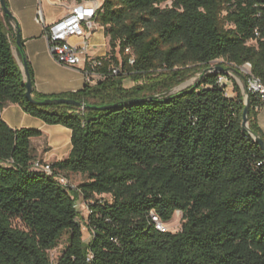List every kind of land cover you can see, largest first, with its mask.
<instances>
[{
  "label": "trees",
  "instance_id": "obj_1",
  "mask_svg": "<svg viewBox=\"0 0 264 264\" xmlns=\"http://www.w3.org/2000/svg\"><path fill=\"white\" fill-rule=\"evenodd\" d=\"M168 1L170 7H160ZM99 5L94 21L109 45L96 58L103 78L51 97L84 109L26 100L0 8V112L17 105L71 133L67 157L50 164L47 175L32 168V144L41 132L0 119V264H52L48 252L64 232L67 244L55 264H264V151L251 136L264 142L257 101L249 95L246 132L240 89L234 84L227 94L217 84L221 73L250 63L264 85V0ZM218 59L222 72H207ZM118 66L121 72L112 75L109 69ZM27 70L33 84L28 64ZM196 73L191 86L166 94ZM125 79L143 83L126 89ZM136 99L143 101L125 103ZM108 105L116 106L100 109ZM70 173L86 181L71 189L55 180ZM95 195L112 200L93 201ZM78 197L88 204V241ZM177 212L183 223L176 233L157 230L151 220L154 214L164 227Z\"/></svg>",
  "mask_w": 264,
  "mask_h": 264
},
{
  "label": "crops",
  "instance_id": "obj_2",
  "mask_svg": "<svg viewBox=\"0 0 264 264\" xmlns=\"http://www.w3.org/2000/svg\"><path fill=\"white\" fill-rule=\"evenodd\" d=\"M96 1L99 3V0ZM5 4L13 18V20H10L5 16L12 52L22 71L23 57L26 64L31 68L33 74L32 92L48 99L82 90L85 86L82 73L85 63L80 64L77 68H68L56 62L48 51L42 27L36 22L38 11L41 12L46 25L57 21L70 11L75 1L5 0ZM17 27L20 49L16 46ZM70 43L77 44L78 40L71 38ZM89 46L88 56L92 59L104 57L109 52L108 38L105 37L103 28L97 24H95L94 30L89 36ZM21 51H23V56ZM0 119L13 129L30 128L40 131L41 137L46 138L47 147L50 150L44 154L46 159H52L55 162L67 157L70 151V130L59 125H46L40 120L25 114L17 105H9L4 108L0 112ZM256 121L264 135V107L258 111ZM52 130L56 131L55 139L54 136H52V139L57 140V135H59L60 140H62L57 156L52 154L55 147L52 148L50 145L48 132ZM51 151L52 153H49Z\"/></svg>",
  "mask_w": 264,
  "mask_h": 264
},
{
  "label": "built area",
  "instance_id": "obj_3",
  "mask_svg": "<svg viewBox=\"0 0 264 264\" xmlns=\"http://www.w3.org/2000/svg\"><path fill=\"white\" fill-rule=\"evenodd\" d=\"M99 6L100 5L96 0L75 3L65 16L48 25L44 23L40 11L37 12L36 16V22L42 27L43 37L47 41L50 55L56 60V62L68 68H77L80 64L85 63L82 73L85 83L89 85H94L98 80L103 78L102 74L97 71L102 66L101 62L96 58L92 59L88 56V50L90 47L89 36L94 30V20ZM71 38H76L78 43H70ZM124 52L125 54H130L129 49H125ZM133 63V57L129 56L128 64L133 65ZM109 70L112 75L121 72L120 66L110 68ZM241 73L243 74L245 82L244 87L240 90L243 100L245 101L249 95H252L257 101V106L254 109L255 111H259L264 107V85L251 73L250 63H245L238 68V74ZM226 81H228V79L221 75L217 79L218 85L225 86V92L227 91ZM32 168L37 172L52 175L50 164H42L39 161H35L32 164ZM55 180L62 187L67 188L64 181L60 179V176L55 177ZM151 220L155 223L157 230L161 232L165 231V228L159 223L154 214H151Z\"/></svg>",
  "mask_w": 264,
  "mask_h": 264
},
{
  "label": "rangeland",
  "instance_id": "obj_4",
  "mask_svg": "<svg viewBox=\"0 0 264 264\" xmlns=\"http://www.w3.org/2000/svg\"><path fill=\"white\" fill-rule=\"evenodd\" d=\"M102 2H103V0H99V4H101ZM165 6L170 7L171 1H168V2L160 5L161 8H164ZM115 53L117 55V58L120 59L118 52L116 51ZM224 65L225 64L223 63V60L218 59V60L211 62L209 64L208 68L209 69L215 68V67L217 68L219 66H224ZM199 75H200L199 73L194 74L193 76H191L190 78L185 80L180 85L172 88L166 94L176 93V92H178L184 88L191 86L198 79ZM221 76H225L226 79H228V81H226V88H227L226 93L227 94L232 93L234 84H236L240 90H241V88L244 87L245 82H244V77H243L242 73L238 74L234 71L229 70V71H225V72L221 73ZM142 83H143L142 80L135 82V81H132L131 79H125L123 81L122 86L124 88L128 89V88H131L137 84H142ZM162 94H165V93H162ZM162 94L159 93V95H162ZM48 134H49V138L51 141V144H50L51 147L52 148L55 147L54 152L52 153V151H51L49 153H52L54 156H57L59 153L58 150L61 148L62 140H60L61 138L59 135H57V140H54L55 136H56L55 130L48 132ZM52 136H54V139H52ZM69 145H70V142H69ZM32 147H33V153L36 157V161H39L42 164H52L54 162L52 159H46V157H44V154L47 153L48 151H50L49 148L47 147L46 138L40 137V138L34 139ZM62 147H63V145H62ZM60 179H62L64 181V183L66 184V186L70 187L71 189H75L78 185H80L81 183L86 181L85 176H83L81 174H72V173L67 174V175L61 174ZM95 200L111 202L112 199L109 195H100V196L95 195L93 201H95ZM93 201H91V203H93ZM87 206H88L87 202H85L81 197H78V199L76 201V209L78 210L79 216H80L81 230L84 232L83 239L86 241H88L89 238H88V233L85 232V228L83 227V224H84V222L87 218V215H88ZM182 223H183L182 215H181V213L177 212L173 215L172 219L164 226V228L166 231H169L171 233H176V232L180 231ZM67 239H68V232H64L62 234V236L60 237V239L57 243V246L48 252L52 264L56 263L57 258L59 257V255L61 254V252L63 251V249L65 248V246L67 244Z\"/></svg>",
  "mask_w": 264,
  "mask_h": 264
},
{
  "label": "water",
  "instance_id": "obj_5",
  "mask_svg": "<svg viewBox=\"0 0 264 264\" xmlns=\"http://www.w3.org/2000/svg\"><path fill=\"white\" fill-rule=\"evenodd\" d=\"M0 8L2 13L4 14V16H6L8 19L13 20L6 4H5V0H0ZM16 46L17 48L20 49V39H19V31H18V27H17V31H16ZM22 66H23V74H24V78H25V88H26V92H25V98L28 102H30L33 105L36 106H48V105H68V106H75V107H80L82 109L87 108L86 105L77 102L75 100L72 99H68V98H48V99H44L41 101H37L33 95H32V82L31 79L29 77L28 74V70H27V64L26 61L24 59V57L22 58ZM219 71L222 72L221 68H208L206 71L207 72H211V71ZM143 101L142 99H136V100H130V101H126V104H132V103H137V102H141ZM117 105V104H116ZM116 105H108V106H102L100 109L102 110H106L109 109L111 107H114ZM249 96L246 98V100L244 101V107H243V112H242V128L246 131L249 132L248 129V113H249ZM253 138V141L264 151V142L262 141L261 138L256 137L251 135Z\"/></svg>",
  "mask_w": 264,
  "mask_h": 264
}]
</instances>
